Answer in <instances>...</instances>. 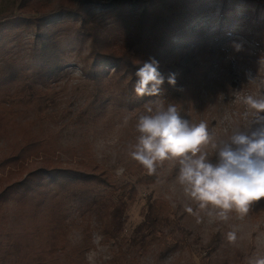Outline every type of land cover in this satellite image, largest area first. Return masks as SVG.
<instances>
[{"label":"rangeland","instance_id":"1","mask_svg":"<svg viewBox=\"0 0 264 264\" xmlns=\"http://www.w3.org/2000/svg\"><path fill=\"white\" fill-rule=\"evenodd\" d=\"M18 1L0 0V21L19 15L16 10ZM43 1L54 3L59 0ZM133 1L70 0L67 7L75 9L80 6L81 15H72L65 21L57 19L60 27L57 39L65 59L63 73L58 76L39 77L36 70L33 72L29 64L33 27L20 28V36H15L17 30H11L0 38L7 41L4 47L0 46V58L17 59L23 63L25 73L15 81H5L4 75L0 74V115L10 117L11 123L7 133L0 136V159L20 142V126L37 133L48 149L47 155L29 160L16 173L0 172V177H4L0 186L7 183L5 179L21 180L29 171L47 164L70 169L84 168L91 162L106 172L110 183L87 186L67 174H59L56 178L44 174L40 180L43 195L37 191L24 199L11 200L4 216H0V264H20L11 254L9 242L25 233L37 235L42 230L41 217L47 215L46 207L53 195L60 201L67 237L64 249L48 256L45 264H249L250 257H264V200L254 203L243 220L237 219L233 213L227 222H221L201 212L198 222L196 216L185 211L186 207L195 209L196 205L183 194L177 182L178 166L164 162L157 182L149 185H138L136 177L126 173L135 162L129 154L130 146L136 141V136L129 130V121L138 111L119 99L110 66L106 67L109 71L107 77L98 81L82 74L89 40L78 35L77 29L82 20L100 24L107 32L110 49L127 48V38L132 35L134 27V20L127 17L132 14ZM221 8L222 0H209L208 4L201 6L195 4L184 15L183 22L179 20L169 29L167 41L172 43L191 28L205 30L206 35L218 29L225 30L228 40L215 46L213 51L194 50L188 62L180 60L182 71L186 61L187 67L197 72L198 80L194 77L184 79L177 70L175 86H170L166 79L165 93L160 97L165 104L175 103L181 115L193 124L206 122L215 139L226 138L236 127L244 110L243 96L255 93L260 80L264 79L257 75L264 68V6L251 0H229L224 15ZM120 10L126 15L127 29L121 28L117 19ZM226 18L232 21L229 23ZM234 43H242V50L235 51ZM154 45L149 43L145 48L147 58L155 53ZM170 55H159L161 73L165 65L179 58L177 52ZM229 65L237 72L236 83L229 86L228 91H216L210 82L218 78L220 67ZM248 72L257 77L255 83H248ZM26 83L34 91H47L56 103L47 111V118L39 120L34 108L17 103L31 94L24 87ZM96 95L101 105L96 104ZM174 168L176 175L170 176ZM126 184L136 185L137 196L135 203L125 212L127 222L123 237L118 243L102 244L101 222L89 205L95 197ZM117 194L118 190L111 194V199L116 200ZM154 199L166 204L163 216L172 220L178 229L172 230L170 225H165L161 227L158 241L149 248L129 247L128 239L143 220L147 204ZM38 202L37 218L40 217L41 221L29 217ZM233 229L237 231V241L229 244L226 234Z\"/></svg>","mask_w":264,"mask_h":264},{"label":"trees","instance_id":"2","mask_svg":"<svg viewBox=\"0 0 264 264\" xmlns=\"http://www.w3.org/2000/svg\"><path fill=\"white\" fill-rule=\"evenodd\" d=\"M229 0H222L221 12L227 8ZM264 6V0H251ZM209 0H134L131 13L128 18L134 20L133 33L128 40V47L109 48L107 40V32L99 24L89 23L82 20L77 29L78 35H82L89 40V51L85 59L82 74L87 78L98 81L107 77V66L112 68L111 77L115 81V86L119 94V99L130 107L136 108L138 111L129 121L130 132L137 136L135 124L138 115L143 112L144 105L149 100H160V97H143L138 98L133 92V83L135 76L133 75L138 62L147 61L154 58L158 62V70L160 68V57L177 52L179 58L175 59L170 65H165L163 75L167 79L169 74H175L177 70L182 74L184 79H196L198 75L191 67H187L186 61L190 60V55L196 49H209L213 51L215 46L226 43L228 40L227 31L220 29L207 33L206 31L188 29L179 35L176 42L167 41L168 31L173 24L179 20H185L184 15L188 13L189 8L198 5L208 4ZM70 0H59L57 2H46L43 0H19L16 6L18 16L0 21V38L9 34L8 31L17 30L15 36H20V28H34V41L31 44L32 53L29 64L36 70L37 76L54 74L58 76L63 73V64L65 62L63 49L60 41L57 39L59 34L58 21H65L68 17L81 15V7L70 9ZM113 8H117L115 5ZM120 10L116 16L121 28L126 27V15ZM62 18V19H60ZM57 19H59L57 21ZM227 22L232 19L226 18ZM61 23V22H60ZM104 32V33H103ZM7 41L0 39V46L4 47ZM149 43H154L155 53L149 58L145 56V48ZM122 46V45H121ZM160 55V57H159ZM180 60H186V67L182 71ZM38 70V71H37ZM218 78L213 79L210 84L216 91L234 86L238 77L237 72L232 69V65L220 67ZM182 71V72H181ZM0 74L4 75V80L15 81L23 76V63H19L17 59L0 58ZM257 75L264 77V68ZM26 79L28 78L25 76ZM165 79V80H166ZM166 82V81H165ZM162 85V95H164V87ZM24 87L31 91L28 97H23L17 101L18 104L32 107L35 109L36 117L39 120L47 118V111L56 103H53L47 91H34L30 84ZM96 104L101 105L98 96L94 98ZM13 110V109H12ZM10 117L0 115V136L7 133L10 126ZM20 142L13 148L9 154L0 159V172L9 171L18 172L24 168V164L29 160L47 155L48 149L44 140L25 126L19 127ZM162 166H157L154 174H148L137 162H134L126 169V173L136 177L138 185H149L157 182ZM176 169L170 171V176L176 175ZM44 174L50 178H56L57 175L67 174L83 185L90 184H110L109 177L100 166L91 162L86 164L84 168L60 169L51 165L29 171L21 180L5 179L7 183L0 186V216H4L6 205L11 200H21L31 192L40 191V180ZM4 177H0V185ZM118 190L116 200L111 199V194ZM137 196V188L135 184H126L118 189H112L109 193L101 197H95L89 209L98 215L101 222V243L109 242L118 243L123 237L126 227V210L135 203ZM166 204L156 199L147 204L146 212L143 220L134 228L132 236L128 239V245L132 248H149L153 243L158 241L161 227L170 225L172 230L178 227L163 216ZM35 211L29 217L36 221L39 202L35 205ZM47 215L41 218L42 230L36 234H27L17 236L10 240L8 248L11 254L20 264H45L48 256H53L60 250L64 249L67 237V231L63 213L60 209V201L53 195L51 202L46 207ZM26 216L25 214L23 215ZM29 220V219H28ZM30 222V220H29ZM29 229V227H28ZM116 259V258H115Z\"/></svg>","mask_w":264,"mask_h":264},{"label":"clouds","instance_id":"3","mask_svg":"<svg viewBox=\"0 0 264 264\" xmlns=\"http://www.w3.org/2000/svg\"><path fill=\"white\" fill-rule=\"evenodd\" d=\"M235 51L242 43H234ZM134 72L136 97H160L165 76L154 58L138 62ZM248 83L257 77L247 73ZM167 83L175 86V74ZM240 122L223 139H215L206 122L193 124L181 115L175 103L149 100L136 120V141L130 158L148 174L169 162L178 166L177 182L196 208L185 211L198 218L201 212L227 222L231 214L243 220L254 203L264 200V79L257 90L242 98ZM211 149V155L209 154ZM229 244L237 241V231L226 234ZM249 264H264V257H250Z\"/></svg>","mask_w":264,"mask_h":264}]
</instances>
